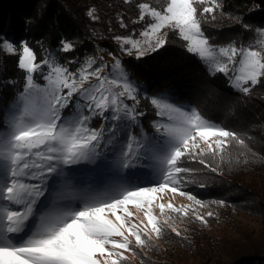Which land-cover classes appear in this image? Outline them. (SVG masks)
Segmentation results:
<instances>
[{"label":"snow or ice","instance_id":"snow-or-ice-1","mask_svg":"<svg viewBox=\"0 0 264 264\" xmlns=\"http://www.w3.org/2000/svg\"><path fill=\"white\" fill-rule=\"evenodd\" d=\"M137 7L136 22L148 20L140 38L115 37L128 56L158 51L171 31L209 75L223 74L237 92L250 95L264 86V29L256 30L255 44L240 47L214 44L205 34L202 23L216 19L219 0H162L159 7L146 2ZM88 14L97 18L93 10ZM61 45L64 53L73 51L72 43ZM21 48L23 87L10 111L0 108V264H124L126 253L146 255L166 231L183 236L170 214L207 226L215 217L211 206L227 203L185 191L200 173L223 175L222 165L233 163V149L244 157L235 163L256 155L241 134L211 122L197 108H185L178 97L144 96L156 117L145 125L139 89L115 56L111 72L102 57L99 62L87 57L72 71L54 58L38 63L27 43ZM0 50L14 54L16 47L5 39ZM89 165L97 183L82 186ZM165 193L190 203L161 202Z\"/></svg>","mask_w":264,"mask_h":264},{"label":"trees","instance_id":"trees-1","mask_svg":"<svg viewBox=\"0 0 264 264\" xmlns=\"http://www.w3.org/2000/svg\"><path fill=\"white\" fill-rule=\"evenodd\" d=\"M145 2L159 7L162 0H0V42L6 39L16 47L14 54L0 50V108L8 110L23 87L25 73L18 67V59L24 43L35 52L38 63L54 58L72 71L87 57H96L98 62L102 57L109 70L115 56L139 89L146 112L142 118L145 125L156 117L143 97L164 94L178 97L176 102L185 108H197L206 119L245 138L256 153L249 155L248 163H235L237 158L243 161L244 157H238L233 149V163L222 165L223 175L204 171L197 176V183L187 189L204 201L224 200L227 208L248 211L257 219L264 217V193L256 188L264 182L260 177L264 175V86H257L250 95L237 92L223 74L209 75L206 66L187 53L185 42L171 31L166 45L158 51L139 59L125 55L115 37H139L148 20L136 22L137 5ZM219 3L221 7L214 12L216 19L209 17L202 23L211 42L235 43L237 47L255 44L259 40L256 30L264 29V0H219ZM90 10L96 19L89 16ZM121 21L126 27H121ZM62 41L72 43L73 51H61ZM8 81H14L15 86ZM185 163L193 168L202 167L195 162ZM93 168L87 166L82 186L97 183ZM144 171L151 174V169ZM126 175L129 179L136 178ZM200 182L206 187H199ZM260 234L227 240L224 246L225 249L229 246V250L224 252L225 256L215 258L203 253L198 244H187L182 237L166 231L157 247L146 255H132L124 264H141V259L143 264H170L172 255L168 252L174 256L179 247L187 248L193 255L202 252L199 259L202 255L211 259L210 263L204 259L200 264H264V234Z\"/></svg>","mask_w":264,"mask_h":264},{"label":"rangeland","instance_id":"rangeland-1","mask_svg":"<svg viewBox=\"0 0 264 264\" xmlns=\"http://www.w3.org/2000/svg\"><path fill=\"white\" fill-rule=\"evenodd\" d=\"M139 38L140 37H138L137 39ZM113 63L114 60L112 61V64ZM44 71L46 72L47 69H45ZM106 71L111 72V69H106ZM34 75L36 82L39 83L41 86L46 83L43 80L41 73H36ZM112 75L115 76L116 73H112ZM130 81L135 84L133 80L130 79ZM92 82L95 83V81ZM14 103L8 108V111H10L12 107H14ZM129 103L131 102L129 101ZM201 147L206 148V145L201 144ZM260 177H262L261 181H264V175ZM255 183H257V181H255ZM187 187L185 188V191L191 192L193 194V192L188 190ZM256 188L264 193V182L262 184H257ZM169 201H171L176 206L187 205L190 203L187 199L183 197H173L171 193L163 194L161 202L167 203ZM131 210L135 211L134 209ZM208 210L209 209H199L201 214H205ZM211 210L215 213V217L208 218L207 226H204L190 218H185L181 220L176 214H170L175 225L182 231V238L184 239V241H186L187 244L190 245H199L203 253H210V255L215 256V258L220 255L225 256L224 252L229 250V246L226 249L224 246V243L227 240L232 238H234L235 240L240 239L242 238V236H246L247 234H253L254 236L261 235L260 233L264 234L263 216L257 219L256 217H252L251 215H249L248 211L227 208L226 205H224L223 207L212 205ZM154 214L157 216L160 215L158 208H154ZM140 215L142 216V213ZM213 236L217 237L214 238ZM212 240H216L217 242H209ZM202 252L195 253V255H193L192 253L190 254L189 251H187V248L184 249L183 247H179L178 250L176 248L174 251L176 255L173 256L171 251L168 252L172 255V262L170 264H200L199 262L203 261L204 259L206 260L204 255H202L200 259L198 258V255H201ZM125 255L128 256V259L132 256L129 253H126ZM212 259H214V257H212ZM206 261L210 263L211 259ZM214 261H216V259H214Z\"/></svg>","mask_w":264,"mask_h":264}]
</instances>
